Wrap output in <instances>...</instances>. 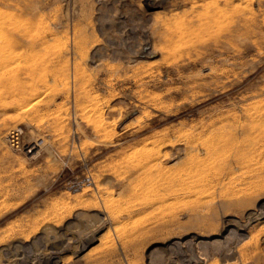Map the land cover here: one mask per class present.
Instances as JSON below:
<instances>
[{
  "label": "rangeland",
  "instance_id": "obj_1",
  "mask_svg": "<svg viewBox=\"0 0 264 264\" xmlns=\"http://www.w3.org/2000/svg\"><path fill=\"white\" fill-rule=\"evenodd\" d=\"M0 264H264V0H0Z\"/></svg>",
  "mask_w": 264,
  "mask_h": 264
}]
</instances>
